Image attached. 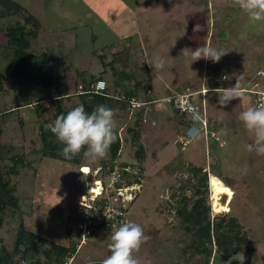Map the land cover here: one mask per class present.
Segmentation results:
<instances>
[{
	"label": "rangeland",
	"instance_id": "obj_1",
	"mask_svg": "<svg viewBox=\"0 0 264 264\" xmlns=\"http://www.w3.org/2000/svg\"><path fill=\"white\" fill-rule=\"evenodd\" d=\"M16 1L38 19L41 29L29 52L31 55L48 53L53 68L66 77L71 96L66 105L70 109L82 105L76 95V82L102 73L103 56L106 63L111 62L113 67L107 66L116 75L124 77L123 72L132 73L129 74L131 80L126 81L131 89L133 84L141 83L140 88H150L154 96L156 92L151 82L156 85L161 79L164 83L160 88L164 89L169 76L177 78L191 72L192 68H195L196 80L191 86L195 90L202 85L204 76L207 85L216 87L215 77L227 75L226 83L234 87L237 77L243 75L241 88L244 93L251 94L240 100L234 99L226 106L218 103V93L211 94L210 107L215 108L210 115L211 123L215 125L211 130L225 143L224 148L217 149L220 150L218 156H210L209 146L208 152L205 150L203 134L182 149L177 142L185 135L186 129H181L179 134L176 131L164 132L165 124L159 120L154 128L151 122L158 119L155 114L141 123L137 130L140 140L137 141V134L130 129L135 128L138 111L131 115L117 111L116 132L122 140L121 158L116 162L115 170L104 177L102 163H110V149L106 157L95 161L83 155L81 165L46 158L43 154L44 130L53 123L52 115L45 113L40 116L30 110V107L36 108L32 96L38 92L35 85L29 83L12 89L9 88L12 80L5 78L8 91L0 92V146H14L16 153L25 156L27 161V165L18 166L20 175L5 174L7 180L17 185V196L22 202L21 210L15 212L16 219L21 216L27 230L54 243L66 246L75 243L78 249L74 264H100L110 255L111 232L126 221L140 224L145 235L150 237L137 254L140 264L201 263V259L196 261L190 247L192 231L187 230L184 217L178 210L183 208L184 198L189 200L188 209L192 208L191 199L196 194L194 185L203 177V174L196 176L193 171L206 168L209 171L208 188L203 191L209 196L212 218H224L226 221L237 218L249 238L251 250L246 252L244 264H264V155L248 151V145L254 142L255 137L238 118L240 112L255 105L256 93L253 91L256 88L251 87L258 78V70L264 68V22L253 24L239 6H232V0ZM111 2L114 5L108 7ZM17 22L23 23V17L14 16L0 21V72L5 75L10 71L12 58L5 29ZM91 30L94 36L89 40ZM120 36L123 41L135 36L133 39L136 41L113 40ZM205 44L229 52L218 63L206 59L193 62L190 55L182 54L186 48L191 53ZM155 57L166 60L165 68L159 73H154V68L148 64ZM202 67L205 74H201ZM116 75L112 77L120 80ZM108 77L105 81L109 95L115 96V85ZM259 83L261 85L256 90L262 92L264 78ZM168 94L162 91L161 97ZM140 95L143 97L144 93ZM50 140L58 141L52 137ZM139 145L145 149L142 164L136 157ZM121 164L129 165L127 171L130 174H135L138 170L134 168L139 165L144 169L141 184H122L125 188L122 191L124 219L120 224L108 222L104 228H95L92 238L79 246L81 237L77 232L83 217L89 212L90 198L100 195V188H103L106 191L94 198V203L105 199L118 203L115 200L119 193L109 196L108 188L110 180L120 175ZM4 165L12 166L8 160L2 161L0 167ZM3 168L1 170L6 171ZM213 177L230 185L232 198L223 195L219 204L214 203L210 185ZM84 203L86 207L82 205ZM15 225L7 223L0 230V240L8 249L13 248ZM219 259V255H215L213 264H222Z\"/></svg>",
	"mask_w": 264,
	"mask_h": 264
},
{
	"label": "trees",
	"instance_id": "obj_2",
	"mask_svg": "<svg viewBox=\"0 0 264 264\" xmlns=\"http://www.w3.org/2000/svg\"><path fill=\"white\" fill-rule=\"evenodd\" d=\"M14 16H22L23 23L17 22L16 24L7 26L5 29L7 32L4 34L9 37L8 48L12 51V58L10 60L9 73L5 75L0 72V92L6 93L8 91L5 88V78L12 80L11 86L9 87L12 89H15L19 85L23 86L29 83L35 85L38 88V92L32 94V96L36 101V108H31V103L28 104V107H30L32 112L40 116H43L45 113L51 114L52 121L54 122L58 116L66 114L71 110L66 105V102L71 99L66 86V77L59 74L53 68L48 53L31 55L29 52L33 41L36 40L41 29L38 19L32 14L30 15L16 0H0V21ZM28 25H30V30H28ZM92 54H96V51H92ZM101 60L105 68L111 64L106 63L104 56ZM105 73H108V68L105 70ZM123 73L124 77L113 73L116 77H120V80L111 78L115 85V96H109V91L96 94L92 90V85L96 84L99 80H105L104 76L101 75H91V77L84 80L82 78L78 80L75 86L76 95L81 99L82 105L88 113H91L98 105H105L114 109L115 112L118 111L131 115V113L135 112L130 109L132 99L148 104L152 110L147 111L144 107L136 112L137 120L135 121V128L130 129L131 132L137 134L135 140L138 141V139L140 140V135L137 130L141 123L143 124L145 118L152 114L157 116L158 112L163 111L162 104L160 102L158 103V101L177 93L161 97L162 95L156 92L154 96L151 89L148 88L142 97L140 95L141 83H138L136 86L134 84V88L130 89L126 81L131 80L130 75L132 73ZM150 79L148 80L149 82H151ZM181 122L187 125L193 124V122L185 118ZM42 127L45 128V124ZM117 135V140L110 147V163H102V168L105 170H101V173H104V177H107L115 170V164L121 158L122 140L118 132ZM49 137L57 138L50 129L44 130L45 147L43 154L46 158H56L66 163L70 162L81 165L84 155L83 151L72 159H67L62 155L64 145L59 141H49ZM136 157L141 162L139 164L144 162L145 149L142 145H139L136 151ZM7 160L11 162L12 166L4 165V168H2L6 169V171H2L0 167V230L7 223H14L16 227L14 228L15 237L12 249H8L3 244V241L0 240V264H21L22 262H28L30 264H67V260L77 252L78 246L75 243L70 246L54 243L45 237L27 230L21 216L16 219L15 212L21 210L22 202L20 197L17 196V185L7 180L5 174L8 176L20 175L18 166L21 165L23 167L27 165V161L25 156L16 153L14 146L1 145L0 164L2 161L7 162ZM121 166L123 169L119 173L122 182H126L127 185L141 184L140 178H144L142 175L144 169L141 165L138 168H134L138 170L135 174H130L127 171V168H129L128 164H121ZM83 167L86 166H81V168ZM193 172L196 173V176L203 174L198 184L194 185L196 194L191 199L193 206L191 209H188L189 200L184 198V206L178 210V213L184 217L187 230L189 232L192 231L193 239L190 247L194 253V257L196 256V261L201 259V263L194 264H213L212 259L215 255H219L220 261L218 262L222 264H226L237 253L243 252L244 255H247L246 252L251 251L249 238L243 232L242 226L237 218H230L228 221L224 218H212L209 196L203 191V189L208 188V173H204L202 169H196ZM105 204L106 201L96 202L95 205L99 207V212H93V215H103ZM11 209L13 212H11ZM122 219V217L118 219V224H120ZM108 224V222H103L95 228H104ZM77 235H80L79 231ZM238 262L233 261L235 264H239ZM99 263L101 264V262Z\"/></svg>",
	"mask_w": 264,
	"mask_h": 264
},
{
	"label": "clouds",
	"instance_id": "obj_3",
	"mask_svg": "<svg viewBox=\"0 0 264 264\" xmlns=\"http://www.w3.org/2000/svg\"><path fill=\"white\" fill-rule=\"evenodd\" d=\"M232 6H239V9L247 14L249 20L253 24L264 22V0H232ZM186 49L182 51V54L186 57L190 55L193 62L206 59L218 63L221 58L229 52L225 49H218L207 44L196 48L194 51L192 50L191 53L186 51ZM148 64L150 67L154 68V73H159L165 68L166 60L162 57H155L152 61L148 62ZM242 78L243 75L237 77V83L234 87L223 88V84L222 88L216 86L211 89L204 88L200 91L188 87L183 92L177 94L185 93L187 89H190L191 92L197 93L194 96L195 101L203 106L205 103L200 101L199 95L204 96L209 92H217L218 103L221 106H226L234 99L240 100L244 98L245 93L240 84ZM221 79L228 80L229 76L223 75ZM98 82L106 83L107 88L105 92H107V82L105 80H99ZM98 82L92 85V90L94 92ZM205 90L207 92L203 93ZM165 110L172 111L180 116L170 108ZM206 114V120L208 122L207 129L209 134H211L213 132L210 127V114L207 105ZM115 115V110L105 105H98L91 113H88L83 105H78L66 114L58 116L55 121L47 125V127L57 137L58 141L64 145L62 148V155L65 158L72 159L83 151L85 157L95 161L106 157L111 145L118 138ZM191 116L193 121L180 116L181 118L193 122L192 125H188L185 135H182V137L185 138L184 141L182 142L181 138H178L177 143L181 145L182 149L188 147L192 140L198 139L201 134L205 136L206 140H214L220 148L225 147V143L221 142V140L217 141L209 134L207 135L205 133L202 123L199 122L202 117L199 115L198 111H192ZM238 118L243 123L244 128L253 133L255 137L254 142L248 145V151H254L257 155H264V97L254 106H250L246 110L240 112ZM153 123L156 122L152 121L151 126L156 127L157 124L153 126ZM184 142L188 143L186 147L183 145ZM221 143L223 145H220ZM89 174H91V171ZM149 238V236L145 235L144 229L140 224L132 221L121 223L120 226L110 234V255L103 259L101 264H140L137 254ZM233 261H239V264H244V253H237L234 257H231L226 264H233Z\"/></svg>",
	"mask_w": 264,
	"mask_h": 264
},
{
	"label": "built area",
	"instance_id": "obj_4",
	"mask_svg": "<svg viewBox=\"0 0 264 264\" xmlns=\"http://www.w3.org/2000/svg\"><path fill=\"white\" fill-rule=\"evenodd\" d=\"M258 76L261 78H264V70H261L258 73ZM226 80H222L221 77H218L214 80V84L218 85L219 88H222L224 82ZM106 83L105 82H98L95 92L96 93H103L106 91ZM216 90V89H214ZM207 92L206 90L203 91V93ZM256 93V99H255V103L256 104L258 101L261 100L262 97H264V93L261 92H254ZM197 93L191 92L190 89H187V91L185 93L182 94H175L172 96H168L163 98L162 100L158 101V103L160 102L162 104V109L165 110L167 108L172 109L173 111H175L176 113H178L180 116L186 117L189 120H192V116L191 113L192 111H198L199 115L202 117L201 121H199L200 123H202L203 128L205 130V133L208 135V122H207V114H206V105L203 104L200 105L199 103H197L194 99V96ZM146 108L147 111L152 110V108H150V106L146 103H141L140 101L136 100V99H132L130 102V109L132 111H140L143 108ZM156 123H153V126H155ZM212 138H214L217 141H220V138H218L214 133L209 134ZM184 137H181V141H184ZM188 143L184 142V147H186ZM220 145H223L222 143ZM113 178V177H111ZM110 178V179H111ZM140 178V177H139ZM140 181H142V179L140 178ZM110 186L108 188V193L111 192L109 194V196L113 195L114 193L118 192L119 195H117L118 197L116 198V202L118 201V203H114V202H110L109 199H105L102 200L106 201L105 204V210L103 215H97L94 216L93 212L98 213L99 212V207L95 205L94 201L97 197L102 196L103 193L106 190L101 191V194L98 196H95L93 198H90V204H88V209L89 212H87V214L83 217V220L81 221V223L79 224V232H80V237H81V243L79 246L85 245L91 238H92V233L94 232L95 227H97L100 223L103 222H111L112 224L118 223V219L120 217H122L124 219V207H123V193L122 191L125 190L124 187H122L123 182L121 180V176L118 175V177L113 178L110 180L109 182ZM107 193V192H106ZM114 197V196H113ZM95 198V199H94ZM85 199V198H84ZM88 202V200H87ZM85 202V203H87ZM91 202H93L91 204ZM82 204L84 207H86V204ZM114 204V205H113ZM122 219V220H123ZM74 260H75V255L71 256L68 260H67V264H74ZM21 264H30L28 262H22Z\"/></svg>",
	"mask_w": 264,
	"mask_h": 264
},
{
	"label": "crops",
	"instance_id": "obj_5",
	"mask_svg": "<svg viewBox=\"0 0 264 264\" xmlns=\"http://www.w3.org/2000/svg\"><path fill=\"white\" fill-rule=\"evenodd\" d=\"M113 3L111 2V3H108L107 5H108V7H110V6H113L112 5ZM97 19H99V18H97ZM99 24H101L100 22H99ZM116 27H114V29H115ZM105 30H108V28H104ZM91 34H93V30H91L90 31V36H89V40L91 39V37H93V35H91ZM113 35V34H112ZM140 35H141V33H140ZM132 36H130V37H128V38H125V40L123 41V39H122V37L120 36V37H118V38H116V39H113V40H116V41H120V42H127L128 40H130L129 42H132V40H134L133 38H135L136 39V37L135 36H133V38H131ZM97 38H95V40H96ZM70 40H72V39H70ZM136 40H134V42H135ZM113 44V43H112ZM114 45V44H113ZM132 52V51H131ZM130 52V53H131ZM129 55V54H128ZM111 63V62H110ZM111 67H113L112 65H110ZM109 66V68L108 67H104V69H103V71H102V73H100V74H96L95 76H99V75H101V76H104V78H106L107 77V75H109V77L108 78H110L109 79V81L111 82V83H114V82H112V80H111V78H113L112 76H114V74H113V72H112V68ZM108 68V73H105V70ZM195 68H192V71L191 72H186L185 74H181V75H179L177 78H175L174 76H169V81L168 82H165V88L164 89H161L160 88V84H163L164 83V81H162L161 79H159V82H156V85H154L153 84V82H151V84H152V87L154 88V91L155 92H157V93H159V94H161V92L163 91L164 92V94L166 93V94H174V93H181V92H183L184 91V89H186L187 87H191V88H193V86H191L193 83H195V80H196V73H194L193 72V70H194ZM261 70H264V68H260L259 70H258V72H257V79H256V81H255V83H254V86L253 87H251V88H259L260 87V80H262L263 78H261V77H259L258 76V73L261 71ZM112 73V74H111ZM201 74H205V71H204V69H203V67H202V71H201ZM92 75H94V74H92ZM223 76V75H222ZM222 76H216V77H222ZM206 77L204 76V79H203V83H202V85H200L199 87H197V89H198V91H200L201 89H204V88H209V89H211V88H213V87H210L209 86V84L207 85V81H206ZM226 82H227V80H226ZM224 83V86H223V88H228V87H232V85L231 84H228V83ZM134 85V84H133ZM215 87V86H214ZM130 89H131V87H129ZM148 89V88H147ZM256 89H254V91H253V93L254 92H259V91H257ZM243 90V89H242ZM145 91H146V89L145 90H143V89H141V92H143V93H145ZM214 93H217V92H209L208 93V95L206 94V95H204V96H201L200 97V101L201 102H203V103H205L206 105H207V107H208V109H209V114L211 115V113L214 111L215 112V108H212L211 109V107H210V99H211V94H214ZM261 93H264V91H262ZM245 96L246 97H250L251 96V94L250 93H245ZM214 105V104H213ZM210 115H209V118H210ZM157 117H158V119H156V120H153V121H157V120H159L160 122H162L163 124H165V129H164V132H168V133H170V132H172V131H176V133L177 134H179L178 132H180V130L181 129H187L188 128V125L187 124H185V123H183V122H181V120L183 119V118H181L180 116H178L177 114H175L174 112H172V111H169V110H163V111H161V112H158V114H157ZM163 126V125H162ZM157 127V126H156ZM156 127H154V128H156ZM210 127L211 128H215V125H212V123H211V119H210ZM214 130V129H213ZM205 139V138H204ZM206 140V139H205ZM215 142H214V140H206L205 141V143H204V146H205V150L208 152V150H207V146H209V154H210V156L211 155H215V156H218V155H220L219 154V151H217V149H221L218 145H216V144H214ZM208 170H206V168H203V172L205 173V172H207ZM209 172V171H208ZM207 172V173H208ZM216 176V175H215ZM227 186L229 187V188H231L230 187V185H228L227 184ZM82 264H90V263H82Z\"/></svg>",
	"mask_w": 264,
	"mask_h": 264
},
{
	"label": "bare ground",
	"instance_id": "obj_6",
	"mask_svg": "<svg viewBox=\"0 0 264 264\" xmlns=\"http://www.w3.org/2000/svg\"><path fill=\"white\" fill-rule=\"evenodd\" d=\"M86 176H88V174ZM210 185H211V189H212V193H213V200H214V203L216 205L219 204L220 199H221V197L223 195H227L230 198L233 197V191H232V189L229 188L225 183H223L217 177H213L211 179ZM94 191L96 192V191H99V190H94ZM99 194H100V192H99Z\"/></svg>",
	"mask_w": 264,
	"mask_h": 264
},
{
	"label": "snow or ice",
	"instance_id": "obj_7",
	"mask_svg": "<svg viewBox=\"0 0 264 264\" xmlns=\"http://www.w3.org/2000/svg\"><path fill=\"white\" fill-rule=\"evenodd\" d=\"M84 171H86V172H87L88 170H87V169H85Z\"/></svg>",
	"mask_w": 264,
	"mask_h": 264
}]
</instances>
